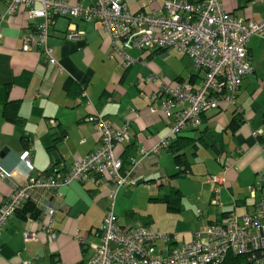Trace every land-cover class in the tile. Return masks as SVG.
Listing matches in <instances>:
<instances>
[{"label":"crops","instance_id":"crops-1","mask_svg":"<svg viewBox=\"0 0 264 264\" xmlns=\"http://www.w3.org/2000/svg\"><path fill=\"white\" fill-rule=\"evenodd\" d=\"M66 1L86 8L98 0ZM221 1L234 18L257 22L263 18L262 3ZM126 5L134 14H165L162 0H126ZM34 8L41 9V5L37 3ZM38 22L29 21L24 8L9 16L6 1H0V166L9 175L0 177V209L29 177L47 173L60 178L76 161L95 153L101 140L97 116L114 129L129 124L130 141L115 146V157L120 158L126 147L132 146L128 158L139 160L143 149L150 151L170 133L167 122L149 112L154 97L162 95V85L175 87L177 81L199 87L201 82L193 60L175 47L155 54L129 51L134 62L126 67L122 60L112 57L114 43L100 22L67 17L55 18L49 30L48 44L63 69L60 72L49 66L39 47L23 51ZM77 33L79 41L69 38ZM247 50L253 71L244 78L236 105L206 114L200 130L187 129L179 136L183 139L177 146L189 164V173L178 175L171 149L174 136L157 158L151 155L142 162L134 184L118 192L115 214L121 227L147 226L163 235L178 236L177 246L190 242L200 228L220 223L231 212L243 216L258 210L264 200V36L252 37ZM170 62H179L174 76L167 70ZM78 87L82 91L79 96ZM6 108L25 120L24 125L10 119ZM237 109L242 111L244 123L235 130L232 120ZM55 134L61 137L57 142L61 161L49 151ZM27 147L31 171L20 160ZM5 149L9 152L2 158ZM211 176L222 181L218 184V206L211 203ZM149 182L153 187H145ZM171 189L181 194L182 212L186 204L197 209L198 230L188 235L175 234L166 226L151 227L153 220L136 221L134 215L139 207H166L157 199ZM107 195L102 179L95 184L75 182L58 190L33 193L29 202L37 207L40 218L16 215L7 222L0 234V264H87L93 254L91 245L97 241V231L103 224ZM47 208L54 211L52 216L45 215ZM48 225L52 232L45 230ZM27 233L36 235V239H27Z\"/></svg>","mask_w":264,"mask_h":264},{"label":"built area","instance_id":"built-area-1","mask_svg":"<svg viewBox=\"0 0 264 264\" xmlns=\"http://www.w3.org/2000/svg\"><path fill=\"white\" fill-rule=\"evenodd\" d=\"M0 1H6L9 16L24 8L29 21H39L33 36L25 41L23 51L39 47L49 66L60 72L63 69L48 44L49 30L55 18L67 17L100 22L114 43L112 57L122 60L126 67L134 62L129 51L153 52L175 47L193 60L201 78L199 87L190 83L175 87L162 85V95L154 97L149 112L160 115L167 122L170 133L150 151L143 149L140 159L133 161L126 170L122 160L115 157V146L129 143V124L114 129L108 121L97 116L101 138L98 150L76 161L64 178L36 179L31 176L26 183L16 187L0 209V233L23 204L32 199L33 193L58 190L75 182L94 184L102 179L108 188L106 213L101 234L91 245L93 256L87 264H219L229 254L253 253V259L247 264H264V200L255 213L239 216L231 212L220 223L200 228L190 242L177 246L180 243L178 236L163 235L149 227H121L115 214L118 192L134 184L136 169L145 159L151 155L157 158L163 149L169 147L172 137L183 131L200 130L206 114L236 105L242 82L253 71L248 44L252 37L264 36V15L259 22L234 18L227 13L221 0H200L198 3L162 0L165 10L162 16L131 13L126 0H98L96 5L86 8L71 5L66 0ZM37 3L41 9L34 8ZM260 3L264 4V0H252V4ZM1 37L0 31V40ZM69 38L79 41L80 34L69 35ZM236 111L242 113L240 109ZM132 115L139 116L137 113ZM29 156V152H25L20 160L31 171L33 166ZM0 177H9L1 166ZM209 180L213 186L211 203L218 206L221 194L218 184L222 181L212 176ZM262 181L260 178L259 185ZM255 191L253 189V197ZM53 212L45 209V215L52 216ZM45 230L52 232L49 225ZM35 236L26 234L27 239Z\"/></svg>","mask_w":264,"mask_h":264},{"label":"trees","instance_id":"trees-1","mask_svg":"<svg viewBox=\"0 0 264 264\" xmlns=\"http://www.w3.org/2000/svg\"><path fill=\"white\" fill-rule=\"evenodd\" d=\"M163 50H165V49H156V50H154L151 53H154V54L155 53H160ZM81 93H82V91L78 87V90H76V95L79 96V95H81ZM8 111H9V109L6 108V113L9 116L10 119H14L15 118V121L18 124H20L21 126L24 125L25 120H23L18 115H14L13 116ZM93 120H95V119H93ZM232 121H233L232 122V127L235 130L238 129V128H240L241 125L244 123L243 113H239V112L236 111V114L234 115V118H233ZM179 136L180 135H178L176 137L177 139L175 138L173 140V143L171 145V149H173V151L175 152V161H176V164L178 165L177 172H178V175L181 176V175H184L185 173H189V169H188L189 164L185 161L184 157L182 155H180V153H179V151H180L181 148L179 149V146H177V143H179L180 139H183V138H179ZM54 139H55L54 140V145H52L49 148V151L55 153L59 157V160L61 161L63 159H62V157L60 155V152H59V150L57 148V142L61 139V137L58 134H55L54 135ZM131 147L132 146L126 147V149L124 150V152L122 153V155H120V159L123 162V166H124L125 170L128 169L130 166L133 165V161L137 160L135 158L134 159H129L128 158L129 157V150H130ZM29 150H30L29 147H27V150L25 152H29ZM29 154H30V152H29ZM56 162H55V164H56ZM70 170H71V168H70ZM137 170L138 169H136V171ZM68 173L69 172H67L65 175H67ZM64 176H62L60 178H64ZM41 177L48 178V177H56V176H51V175L45 173V174H42L39 177H35V178L37 179V178H41ZM134 179L136 180V175H135ZM82 184H87V183H82ZM157 201L165 204L166 207H167V210L170 211V212L178 213V212H182V210H183V204H182L181 194L176 189H171L169 192L164 193V195L161 196L160 198H158ZM16 215H19V216H21L23 218H26L27 216H30L31 218L36 219V220H39V218H40V212H39V210L31 202L24 203L23 206L16 212V214L14 216H16ZM2 231H1V233H2ZM97 232H98L97 235L100 236V234H101V228ZM253 254H255V253H253ZM253 254H244V255L229 254L225 258V260L222 261V262H220L219 264H247L250 259H253V256H254ZM256 255H258V257H260V253L257 252ZM92 256H93V254H92Z\"/></svg>","mask_w":264,"mask_h":264},{"label":"rangeland","instance_id":"rangeland-1","mask_svg":"<svg viewBox=\"0 0 264 264\" xmlns=\"http://www.w3.org/2000/svg\"><path fill=\"white\" fill-rule=\"evenodd\" d=\"M178 68H179V62L177 63L170 62V67L167 70L170 75L172 74L174 76ZM175 84H176L175 86L179 85L177 84V81H175ZM164 165L167 164L164 163ZM147 185L148 184H146L145 187H148ZM149 186L153 187V184L150 183ZM189 200H191V198H189ZM186 205L187 206H185V210L182 213H173L170 211L168 212L166 207L160 204L158 206L151 205L150 207H148V205L145 207L144 205L145 208L139 207L140 211H136V214L134 216L137 217L136 221H139L141 218L144 219L143 222H147L148 219H150L151 221L153 220V223L150 225L155 229L160 228V226H164V227L166 226L167 228H169L171 232H174L175 234L188 235L194 232L195 230H198L200 225L198 223V218H197L198 217L197 209L194 206H191L190 204H186ZM203 210L206 212L207 207H205ZM120 223L125 225L122 219H120ZM126 226L129 227L131 225L127 224Z\"/></svg>","mask_w":264,"mask_h":264},{"label":"water","instance_id":"water-1","mask_svg":"<svg viewBox=\"0 0 264 264\" xmlns=\"http://www.w3.org/2000/svg\"><path fill=\"white\" fill-rule=\"evenodd\" d=\"M8 152H9L8 149L3 150L1 153V157L3 158L4 156H6Z\"/></svg>","mask_w":264,"mask_h":264}]
</instances>
